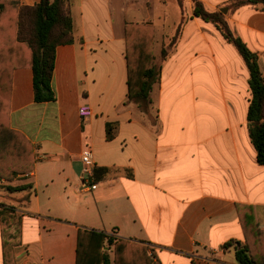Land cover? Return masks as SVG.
I'll return each mask as SVG.
<instances>
[{"label":"crops","instance_id":"obj_1","mask_svg":"<svg viewBox=\"0 0 264 264\" xmlns=\"http://www.w3.org/2000/svg\"><path fill=\"white\" fill-rule=\"evenodd\" d=\"M201 1L210 11L231 2ZM71 3L75 41L55 49V100L34 101L28 64L11 70L8 123L32 143L34 166L0 178V264H75L82 228L140 242L159 264H237L240 216L264 231V164L248 136L243 60L192 14L191 0L183 8L177 0ZM226 18L264 76V10L243 4ZM134 23L152 29L153 54L166 52L144 108L126 99L123 30ZM82 105L90 115H79ZM85 150L95 188L81 191Z\"/></svg>","mask_w":264,"mask_h":264},{"label":"trees","instance_id":"obj_2","mask_svg":"<svg viewBox=\"0 0 264 264\" xmlns=\"http://www.w3.org/2000/svg\"><path fill=\"white\" fill-rule=\"evenodd\" d=\"M18 0H0V178L11 181L33 169L34 155L30 140L8 123V101L11 70L28 64L32 69L33 99L37 103L52 102L55 92L52 73L55 49L60 44L75 41L71 0H39L33 5H20ZM185 0H177L182 6ZM192 14L211 23L223 39L231 44L248 71L250 97L246 124L250 142L256 152V161L264 164V76L258 65L257 53L231 28L226 16L219 10H208L201 0H191ZM243 4L264 10V0H231L236 8ZM10 24H4V20ZM180 26L178 27L179 32ZM126 99L139 107L151 102V91L159 80V64L151 52L152 29L142 24H125ZM177 35L175 36V38ZM25 52V53H24ZM161 57L166 52L161 49ZM26 54V55H25ZM113 123H106V138L111 139ZM244 243H237V264H264V231L259 230L253 216H240ZM233 243L228 241L225 246ZM108 246L110 251L104 250ZM75 264H159L147 253V246L97 230L78 229Z\"/></svg>","mask_w":264,"mask_h":264},{"label":"built area","instance_id":"obj_3","mask_svg":"<svg viewBox=\"0 0 264 264\" xmlns=\"http://www.w3.org/2000/svg\"><path fill=\"white\" fill-rule=\"evenodd\" d=\"M79 115L81 117H86L91 114V109L87 105H82L78 108ZM81 161L84 165L83 167V177L80 182L79 189L81 191H86L95 188V184L90 182L92 176V167H91V154L89 150H85L81 155Z\"/></svg>","mask_w":264,"mask_h":264},{"label":"rangeland","instance_id":"obj_4","mask_svg":"<svg viewBox=\"0 0 264 264\" xmlns=\"http://www.w3.org/2000/svg\"><path fill=\"white\" fill-rule=\"evenodd\" d=\"M187 0H185L183 3H185ZM231 1V0H230ZM113 2H114V0H113ZM115 3H116V0H115ZM191 5H192V2H191ZM222 6H224V5H222ZM181 8H183V4H182V6H181ZM223 9H225V13H222V14H224L225 16H227V14L233 9L231 6H224L223 7ZM183 10V9H182ZM220 11V10H219ZM178 27V26H177ZM177 29L174 31L175 33L172 35V37H167V39L165 40V41H163L162 43H163V45H171V43H172V41L175 39V36L177 35ZM167 35H169V34H167ZM172 39V40H171ZM153 43V42H152ZM152 43H151V45H152ZM150 48H151V46H150ZM157 48L158 47H156V45L154 46V52L156 53V52H158V50H157ZM153 54V53H152ZM154 55V63L155 64H159L160 66H161V61H162V57H161V55H160V53H158L157 55H155V54H153ZM155 96V95H154ZM156 98V97H155ZM149 114H150V116H149V118L150 119H154V117H155V111H154V109H152V110H149ZM17 226L16 225H14L13 226V228L15 229ZM104 250H106V251H110V249L108 248V246H105L104 247Z\"/></svg>","mask_w":264,"mask_h":264},{"label":"water","instance_id":"obj_5","mask_svg":"<svg viewBox=\"0 0 264 264\" xmlns=\"http://www.w3.org/2000/svg\"><path fill=\"white\" fill-rule=\"evenodd\" d=\"M219 10H220L222 13H225V9L220 8Z\"/></svg>","mask_w":264,"mask_h":264}]
</instances>
